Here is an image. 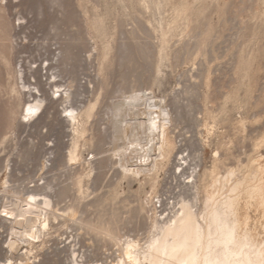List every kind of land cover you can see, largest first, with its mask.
I'll return each mask as SVG.
<instances>
[{
    "label": "rangeland",
    "instance_id": "374dc122",
    "mask_svg": "<svg viewBox=\"0 0 264 264\" xmlns=\"http://www.w3.org/2000/svg\"><path fill=\"white\" fill-rule=\"evenodd\" d=\"M182 2L190 10L178 17ZM163 27L173 31L167 35ZM163 37L167 42L160 52ZM127 53L134 57L130 56L133 63ZM21 62L27 68L37 66L26 79H37L53 96L44 112L40 110L27 122L13 113L17 102L11 93V70ZM69 82L78 105L101 92L97 112L87 124V138L80 141L83 156L91 159L98 153L100 157L93 159L94 170L85 180L84 191L77 177L89 166H64L73 132L63 120L67 103L59 97ZM134 84L144 89L151 86L157 96H165L176 140L183 138L184 148L202 159L203 166H211L217 150L222 170L264 155V0H0V150L11 160L10 187L16 190L1 185L6 179V172H1L0 207L13 191L24 194L50 183L46 191L56 209L80 206L81 215L93 224L86 226H92L91 231L76 220L79 216L59 218L39 252L41 264H70L74 245L87 253V260L112 264L128 236L143 244L150 235L152 214L149 208L142 210V204L149 199L155 180L157 191L173 186L175 165L153 178H122L116 159H109L106 152L114 146L112 117L120 113L111 106ZM25 94L24 99L30 98ZM210 114L216 116L215 122ZM259 140L262 145L256 150ZM177 144L181 148L178 140ZM43 161L45 170L40 167ZM108 230L115 240L109 238ZM7 232V224L0 219V247ZM66 239L76 240L71 247L64 246ZM6 254V249L0 250V262Z\"/></svg>",
    "mask_w": 264,
    "mask_h": 264
},
{
    "label": "bare ground",
    "instance_id": "6f19581e",
    "mask_svg": "<svg viewBox=\"0 0 264 264\" xmlns=\"http://www.w3.org/2000/svg\"><path fill=\"white\" fill-rule=\"evenodd\" d=\"M189 10V5L182 2L177 8V16H185ZM177 19H174L176 26L172 25L176 29ZM163 29L160 30L163 31ZM170 31L165 30L164 33ZM161 40L160 52L164 50L167 42L164 37ZM14 42L15 40L12 38L13 49L15 48ZM130 61L132 62V59ZM158 66L160 65L158 64ZM158 66V73H160L161 68ZM11 71L13 78L11 93L17 102V109L13 113H19L22 122L31 121L40 110V113L44 112L49 102H53V96L46 94L37 79H34L35 85L27 81V73L22 62L20 66L16 63ZM136 81L137 84L140 82V80ZM131 82L130 80L129 84ZM137 84L134 86L140 85V83ZM55 86L59 91L61 90V85L56 83ZM72 86V82H69L66 88L62 87L63 91L59 97L64 103H67L65 111L68 113L63 115V120L70 123L73 132L72 141L64 158V166L68 164L89 166L84 174L81 172L82 174L80 173L77 177V185L81 191H84L85 180L91 178L94 170L93 159L100 157L97 156L98 153H93L91 159L83 156L80 151V141L87 138V124L97 112L101 92L87 103L78 105L74 100L76 95L72 91ZM136 87H133L129 92L119 93L118 103L111 106L113 109L117 108V112L120 113L115 115H120V118L112 117L111 140L114 142V146L106 152L110 156L109 159H116L119 169L121 168L122 178H142V176L153 178V175L157 176L160 170H168L170 164L177 167L178 152L180 153L181 150H179L178 139L176 140L174 134L175 121L169 105L166 104L165 96H157L151 86H146L145 89ZM25 93H28L30 98L24 99V96H27ZM210 117L215 122L216 116L210 114ZM110 121L109 118L108 123ZM12 122L15 120L13 119ZM13 124L11 125L13 126ZM5 140L6 136L2 138L1 144H4ZM261 145L262 141H257L255 149L259 150ZM200 161L199 171L193 176L191 184L185 186V195L181 199L178 211L163 220L153 214L149 216L151 231L146 242L142 244L141 241L128 236L123 241L124 246L121 245L123 248L121 247V251H119L121 252L119 257L117 255L118 260L112 264H264V155L259 153L257 157L252 158L246 164L241 162L238 166L226 165L223 170L218 150L213 156L210 167L203 166L202 159ZM40 167L41 170H45L46 162L43 161ZM3 171L6 172V179L1 185L3 184L7 189L11 188V160L1 154L0 150V174ZM46 184L41 190L37 188V190L23 192L24 194L15 192L13 186L11 189L15 190L13 191L15 194L11 195L12 197H9L10 194H8V197L2 200L0 219L7 224L8 232L0 247V250L6 249L7 254L0 264H41L39 252L47 245L51 237V229L59 218L69 217L70 219L71 217L72 219L79 216L76 220L82 223L81 226H90L91 221H86L81 215L80 206L72 204L65 207L64 210L56 209L51 194L46 191L47 188H51L50 183ZM67 190L68 188L62 190V193L65 194ZM5 191L8 193V190ZM157 192L155 180L151 194ZM187 192L191 193L190 196L186 194ZM6 193H3L4 196ZM147 205L148 201H145L141 209L147 210ZM91 228L88 229L91 230ZM99 231L101 232V229ZM107 232L110 235L109 238L112 236L111 239L115 240L116 235L114 237V234L112 235L109 230ZM75 240L71 239L70 242ZM64 241V246L69 243V246L72 247L67 239ZM71 247L70 249H72ZM80 250H82L81 247ZM71 251L70 264H108L106 261L87 260L85 256L87 253L85 251L81 253L75 248V245Z\"/></svg>",
    "mask_w": 264,
    "mask_h": 264
},
{
    "label": "built area",
    "instance_id": "2783aa9c",
    "mask_svg": "<svg viewBox=\"0 0 264 264\" xmlns=\"http://www.w3.org/2000/svg\"><path fill=\"white\" fill-rule=\"evenodd\" d=\"M18 65L20 66V64ZM36 67L29 66L27 68V64L24 62V69L27 74ZM27 80L30 81L31 79L27 78ZM31 82L34 85L35 81L31 80ZM178 143L181 146V152L178 154L177 167L173 172V186L167 190L162 189L157 193H153L147 199L150 213L162 220L178 211L181 199L185 195V186L191 184L193 176L196 175L201 166L200 158L194 157L189 149L184 148V140L180 136L178 137Z\"/></svg>",
    "mask_w": 264,
    "mask_h": 264
}]
</instances>
